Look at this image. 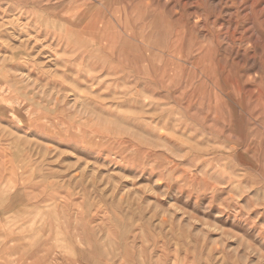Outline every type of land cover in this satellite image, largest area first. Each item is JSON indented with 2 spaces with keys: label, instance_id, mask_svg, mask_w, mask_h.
<instances>
[{
  "label": "rangeland",
  "instance_id": "obj_1",
  "mask_svg": "<svg viewBox=\"0 0 264 264\" xmlns=\"http://www.w3.org/2000/svg\"><path fill=\"white\" fill-rule=\"evenodd\" d=\"M0 264H264V0H0Z\"/></svg>",
  "mask_w": 264,
  "mask_h": 264
}]
</instances>
